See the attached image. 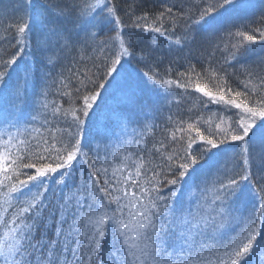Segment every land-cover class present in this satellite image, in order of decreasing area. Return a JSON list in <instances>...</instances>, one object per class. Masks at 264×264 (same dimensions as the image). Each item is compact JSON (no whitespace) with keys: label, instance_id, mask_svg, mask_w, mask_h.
Segmentation results:
<instances>
[{"label":"snow or ice","instance_id":"snow-or-ice-1","mask_svg":"<svg viewBox=\"0 0 264 264\" xmlns=\"http://www.w3.org/2000/svg\"><path fill=\"white\" fill-rule=\"evenodd\" d=\"M0 34V264H264V0H0Z\"/></svg>","mask_w":264,"mask_h":264},{"label":"trees","instance_id":"trees-1","mask_svg":"<svg viewBox=\"0 0 264 264\" xmlns=\"http://www.w3.org/2000/svg\"><path fill=\"white\" fill-rule=\"evenodd\" d=\"M4 50H7V54H11V52L13 51V49L10 47V43L7 42V41H2V34H0V52H3ZM172 57L169 56L168 58L165 59V62H164V65L161 66V70H163L164 66L167 65L168 63V59H171ZM216 62H219L221 57H220V54L217 53L216 54V57L214 58ZM205 63H207V61L205 60ZM173 69H174V72H173V75H172V78L173 79H176V73L177 72H181V71H184V68L180 66V64H173L172 65ZM239 66H236V68H238ZM139 68L143 71H147V68H145L144 65H140ZM198 70H201L200 69V66L198 65ZM228 71H233L232 68H228ZM241 79H243V77H241ZM231 87L234 89V90H243V85L237 83L235 80H230L229 81ZM179 91V90H178ZM66 99V98H65ZM192 103H194V99L191 100ZM103 103V102H102ZM110 103H112V101H110ZM190 104L189 103H184L181 105L180 107V111H184L186 112L187 110V107H189ZM177 111V108L175 106H172V112L175 113ZM217 111V107L216 106H210L209 109L205 112V118H207V116L213 112H216ZM169 115V107L168 106H164L162 108V111L160 112V115H158L157 119H156V123L161 125V129L163 127H165V119L166 117ZM161 129H156V133H157V138H159L160 136V131Z\"/></svg>","mask_w":264,"mask_h":264},{"label":"rangeland","instance_id":"rangeland-1","mask_svg":"<svg viewBox=\"0 0 264 264\" xmlns=\"http://www.w3.org/2000/svg\"><path fill=\"white\" fill-rule=\"evenodd\" d=\"M109 103H110V101H109ZM103 107H104V103L101 104V109H103ZM158 115H160V113Z\"/></svg>","mask_w":264,"mask_h":264}]
</instances>
